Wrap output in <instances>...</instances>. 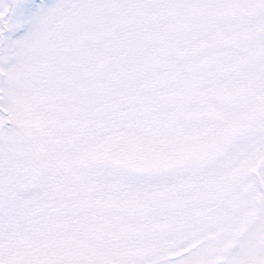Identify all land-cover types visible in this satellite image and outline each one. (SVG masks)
<instances>
[{"label":"snow or ice","instance_id":"snow-or-ice-1","mask_svg":"<svg viewBox=\"0 0 264 264\" xmlns=\"http://www.w3.org/2000/svg\"><path fill=\"white\" fill-rule=\"evenodd\" d=\"M0 264H264V0H0Z\"/></svg>","mask_w":264,"mask_h":264}]
</instances>
